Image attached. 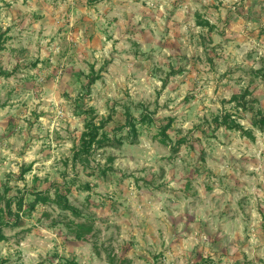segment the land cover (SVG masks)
Segmentation results:
<instances>
[{"label":"rangeland","instance_id":"rangeland-1","mask_svg":"<svg viewBox=\"0 0 264 264\" xmlns=\"http://www.w3.org/2000/svg\"><path fill=\"white\" fill-rule=\"evenodd\" d=\"M0 69V264H264V131L229 101L264 112V0H0ZM81 95L122 144L78 160ZM51 184L80 217L29 212Z\"/></svg>","mask_w":264,"mask_h":264},{"label":"trees","instance_id":"trees-1","mask_svg":"<svg viewBox=\"0 0 264 264\" xmlns=\"http://www.w3.org/2000/svg\"><path fill=\"white\" fill-rule=\"evenodd\" d=\"M208 25V23H205ZM256 77H260L261 80L264 81V73L259 71H255L252 73ZM4 72L0 69V76H3ZM87 82L82 86L84 90V95L87 94L90 90V87L94 84V82L98 79L97 74L91 71L88 75H86ZM76 101L75 104V114L84 116V131L81 134L80 142H79V150L75 154L76 159L81 160V155L88 154L91 150L99 149L102 147H113L119 146L122 144L121 139L115 137H107L101 130L105 127L106 121L101 119L96 123L95 115L93 108L89 107L83 109V96ZM230 102H234L236 109L241 110L243 113H248L250 115V120L252 125L258 129L259 131H264V112L257 107L255 104L257 103V99L252 97L251 92L248 87L243 89L239 94H234L231 96ZM142 118H145V115H142ZM127 126H129V132L135 136L136 130L135 125L131 121H127ZM214 129L217 130L219 128H223L225 130H234L240 132L241 135L246 136L247 138L253 139L252 131L245 129L243 125H241L237 119L231 115L229 112L221 113L214 121H213ZM166 127L162 128L161 134L163 136L160 139L162 144H167V136L165 135ZM182 141H178L176 146L170 147L172 153H176L178 151V147ZM81 162V161H80ZM108 162H112V158L108 157ZM111 170V168H109ZM104 174V171H101ZM85 190H88V186L84 187ZM51 189L52 192H51ZM70 192V188H65L62 185L51 184L47 189L43 191H30L32 195V200L28 202L29 212L35 209L37 204H53L60 211L70 212L74 217H80V212L73 207L68 200V194ZM23 198L21 196L18 198L16 205V212L11 213L10 204L6 205V211L9 215L10 219H13V223H9V221H4L2 216H0V241L5 239L3 235V227H15L18 225L20 220V213L22 212L23 206ZM74 229L72 230L74 237L76 240H84L85 235L90 234L92 231V226L87 222H78L73 223ZM64 264H77L73 259H65ZM192 264H200V263H192Z\"/></svg>","mask_w":264,"mask_h":264}]
</instances>
